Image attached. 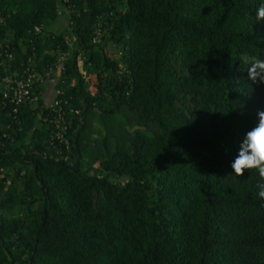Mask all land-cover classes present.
Returning <instances> with one entry per match:
<instances>
[{"label":"trees","instance_id":"1","mask_svg":"<svg viewBox=\"0 0 264 264\" xmlns=\"http://www.w3.org/2000/svg\"><path fill=\"white\" fill-rule=\"evenodd\" d=\"M259 2L0 0V264H264Z\"/></svg>","mask_w":264,"mask_h":264},{"label":"clouds","instance_id":"2","mask_svg":"<svg viewBox=\"0 0 264 264\" xmlns=\"http://www.w3.org/2000/svg\"><path fill=\"white\" fill-rule=\"evenodd\" d=\"M255 19L264 21V0H260L256 8ZM248 78L253 83L264 84V63L251 65ZM257 116L258 123L245 134L231 167L237 177L252 170L258 173L260 180L256 185L257 196L264 201V111H259Z\"/></svg>","mask_w":264,"mask_h":264},{"label":"built area","instance_id":"3","mask_svg":"<svg viewBox=\"0 0 264 264\" xmlns=\"http://www.w3.org/2000/svg\"><path fill=\"white\" fill-rule=\"evenodd\" d=\"M6 89L3 90V96L9 98L10 102L14 104H20L26 100L36 99L37 96L31 95V75L20 76V77H5ZM14 109H16L14 107Z\"/></svg>","mask_w":264,"mask_h":264},{"label":"rangeland","instance_id":"4","mask_svg":"<svg viewBox=\"0 0 264 264\" xmlns=\"http://www.w3.org/2000/svg\"><path fill=\"white\" fill-rule=\"evenodd\" d=\"M67 25V18H66V14L65 13H61L60 14V17L57 18L56 22L52 25V28L55 29V30H58L60 28H63L64 26ZM107 51L108 53H111V54H114L116 51H115V48L112 44H109L107 45ZM60 69V66L58 67V70L57 72L59 71ZM92 78H94L93 76H91ZM93 87L95 86V83L93 82ZM56 93H57V89L55 87V82L54 80L50 79V80H47V84H46V89L44 91V101L46 103H49L51 101L54 100L55 96H56ZM91 124L95 127H98L99 125L97 124V121L95 118L92 119V122Z\"/></svg>","mask_w":264,"mask_h":264},{"label":"crops","instance_id":"5","mask_svg":"<svg viewBox=\"0 0 264 264\" xmlns=\"http://www.w3.org/2000/svg\"><path fill=\"white\" fill-rule=\"evenodd\" d=\"M44 94V93H43ZM43 97H44V95H43Z\"/></svg>","mask_w":264,"mask_h":264}]
</instances>
